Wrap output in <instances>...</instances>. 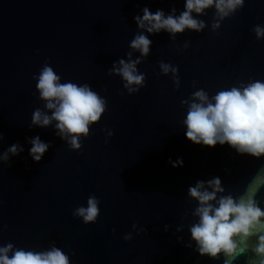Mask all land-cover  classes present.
I'll return each instance as SVG.
<instances>
[{"label":"water","instance_id":"1","mask_svg":"<svg viewBox=\"0 0 264 264\" xmlns=\"http://www.w3.org/2000/svg\"><path fill=\"white\" fill-rule=\"evenodd\" d=\"M184 3L0 0V133L5 137L0 154L15 143L25 149L8 163L0 161V245L42 251L55 243L71 264H223V256H201L194 242L187 247L197 206L188 188L218 176L228 193L242 194L264 168V157L188 140L182 101L200 88L214 95L264 80V40L253 31L264 24V0H246L218 33L211 28L212 9L199 17L208 23L203 33L189 30L175 40L167 32L149 34L151 55L138 65L147 86L138 94H128L122 78L109 75L113 63L133 51L135 17L144 7L170 13L173 7L183 10ZM186 41L191 47L183 50ZM139 56L133 52V59ZM161 61L179 66V90L162 74ZM49 62L62 82L88 83L108 100V111L80 151L56 136L54 127H30L37 108L47 111L33 76ZM37 135L52 145L41 162L29 154L28 138ZM180 158L181 167L169 162ZM92 195L101 201V215L85 224L73 212L87 206ZM256 199L264 209V187ZM134 224L147 231L138 232ZM165 225L171 228L166 231ZM129 233L130 241L124 238ZM251 256L234 264H247Z\"/></svg>","mask_w":264,"mask_h":264},{"label":"clouds","instance_id":"2","mask_svg":"<svg viewBox=\"0 0 264 264\" xmlns=\"http://www.w3.org/2000/svg\"><path fill=\"white\" fill-rule=\"evenodd\" d=\"M245 4L246 0H185L183 10L178 12L173 7L170 13L163 9L153 12L144 7L142 15L135 17L139 31L130 42L133 51L128 53L127 60L120 58L115 61L109 75L121 77L128 94H138L147 86V74L141 73L138 65L151 55L153 41L149 34L167 32L175 40L178 34L189 30L203 33L208 23L199 17L212 9L215 10V19L211 28L218 33L222 22L243 9ZM253 31L258 40H264V24L256 25ZM190 47V41L183 44V50ZM133 52L140 56L133 59ZM160 69L163 75L171 76L179 90V66L161 61ZM33 79L37 81L39 99L44 101L47 111L37 108L30 127H54L55 135L66 141L72 150H82L83 140L91 135L92 127L101 122L108 111V100L88 83L62 82V77L50 62L45 63ZM182 104L187 110L182 125L191 142L213 148L217 144L229 145L239 154L264 157V80L241 82L239 86L221 89L214 95L200 88ZM105 131L109 137L115 135L112 130ZM4 139V134L0 133V141ZM28 143L31 145L29 154L36 162H41L52 147L39 135L28 138ZM24 150L22 144H12L0 154V161L8 163ZM169 162L174 167L184 164L182 158ZM262 187L264 168L259 169L239 195L228 193L218 176L207 181L198 180L189 186L188 196L197 202V206L192 213L195 220L189 225L190 242L187 247H192L194 242L195 251L201 256L214 260L223 256V264H234L239 257L251 252L247 264H264V209L256 199ZM100 205V199L92 195L87 206H79L73 215L82 218L85 224L96 223L101 215ZM133 228L138 232L147 231L136 224ZM170 228L171 225H165L166 231ZM177 231L182 232L183 225ZM124 238L130 241L133 235L129 233ZM179 239L183 242V237ZM0 264H71V259L55 243L46 250L37 251L8 242L0 245Z\"/></svg>","mask_w":264,"mask_h":264}]
</instances>
